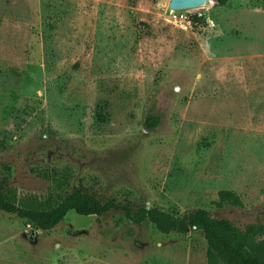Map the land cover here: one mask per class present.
<instances>
[{"label": "rangeland", "instance_id": "374dc122", "mask_svg": "<svg viewBox=\"0 0 264 264\" xmlns=\"http://www.w3.org/2000/svg\"><path fill=\"white\" fill-rule=\"evenodd\" d=\"M169 4L0 0V180L18 205L82 187L264 227V0ZM0 264H207L206 242L120 212L41 232L0 211Z\"/></svg>", "mask_w": 264, "mask_h": 264}, {"label": "trees", "instance_id": "16d2710c", "mask_svg": "<svg viewBox=\"0 0 264 264\" xmlns=\"http://www.w3.org/2000/svg\"><path fill=\"white\" fill-rule=\"evenodd\" d=\"M225 7L229 0H217ZM159 125L156 119H147L145 126L155 130ZM7 171L10 172L7 167ZM219 204L242 207L241 199L232 192L219 193ZM51 201L35 206L17 204L14 191H10L0 180V211L13 215L32 225L37 231L51 232L74 212L80 217H103L112 212L123 213L125 219L134 225L152 224L162 235H189L201 232L206 242L207 264H264V258L258 255L257 240L264 236V227L249 226L242 230L230 221L214 219L203 209L191 214L176 216L157 209L139 207L134 209L130 204L117 202L114 199H100L82 187L73 188L71 192L58 198L54 205Z\"/></svg>", "mask_w": 264, "mask_h": 264}, {"label": "water", "instance_id": "95a60500", "mask_svg": "<svg viewBox=\"0 0 264 264\" xmlns=\"http://www.w3.org/2000/svg\"><path fill=\"white\" fill-rule=\"evenodd\" d=\"M216 3L217 0H170L169 10L173 12H181L209 7ZM34 234L35 233H32V235Z\"/></svg>", "mask_w": 264, "mask_h": 264}]
</instances>
